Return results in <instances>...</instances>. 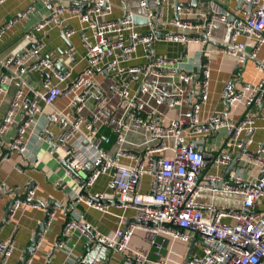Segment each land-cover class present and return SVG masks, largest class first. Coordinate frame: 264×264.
<instances>
[{
    "label": "built area",
    "instance_id": "obj_1",
    "mask_svg": "<svg viewBox=\"0 0 264 264\" xmlns=\"http://www.w3.org/2000/svg\"><path fill=\"white\" fill-rule=\"evenodd\" d=\"M4 0H0L2 3ZM254 3L253 15L237 18L230 22L227 11L219 12L213 8L209 10H193L188 7H174L176 18L163 22L161 20L162 6L173 3V0H140L139 6L146 18L149 33L141 35L132 31L129 35L122 34L123 30H132V10H126L123 18L105 21L111 13L112 5L109 0H90V6L84 10L79 7L64 6L60 0H33L27 10L19 18L0 27V42L6 33L20 18L36 13V4L43 7L40 21L29 30L23 39L28 40L19 54H9L0 59L4 72L0 73V105L7 99V109L0 119V142L12 128L16 135L10 145L0 151V162L8 159L17 152L21 156L27 151L26 137L36 125V117L46 108H52L60 98L67 100L64 110H54L49 115V122L61 132L60 146L69 160L68 175L79 183V192L75 201L83 203L99 211H107L104 194L91 193L97 181L108 176V188L114 192L120 208H132L136 211L138 220L159 224L153 227L154 234H165L181 242H189L192 234L199 233L204 242V255L201 258H191L187 264H264V215L257 210L258 203L264 198V142L259 145L258 152L248 149L252 143L254 133V118L245 117L238 122L231 121L230 110L239 103L247 107L261 105L264 107V78L256 84H241L240 87L232 83L225 85L222 98L229 111L217 112L203 120L200 117L202 104L209 101V87L211 70L209 64L200 62L198 70H182L178 62L173 59L155 58L150 54L156 40L189 44L196 42L205 48L201 54L204 59L211 43L223 48L237 63L245 62L248 43L254 47L251 54L257 69L264 71L263 65L255 58L257 52L264 47V0H246ZM128 7V6H127ZM69 12L87 24V30L92 34V40L84 36L87 43V66L74 80L68 81L76 66L67 72L60 71L59 61L54 55L43 53V42L37 34L46 33L51 27L60 24L61 16ZM169 26V32H161ZM224 27L225 39L216 43V29ZM167 34L157 39L156 33ZM115 34L114 36H112ZM70 35V33H68ZM246 39V40H245ZM139 46L149 51L148 62L144 66L123 67ZM114 52V58L105 62L108 54ZM72 57L73 54H70ZM246 56V57H247ZM206 58V57H205ZM250 58V59H251ZM207 63L209 60L207 58ZM193 64V66L195 67ZM204 68L200 77L201 69ZM41 71L48 74L41 84V90H35L26 82V76L32 72ZM72 72V73H71ZM104 74L114 77V90L122 102L129 106L127 119L117 121L113 114L101 105L104 94L95 89V76ZM117 76L124 78L116 80ZM139 81L138 92L131 89L133 81ZM199 80L200 89L191 90L187 94L185 87ZM169 84L173 92L167 94L161 85ZM142 95L154 99L157 105L166 103L168 106L182 105L187 99L195 95L197 102L192 108L173 118L168 124L158 117L149 119L144 116L145 104ZM98 104V113L87 117L84 110L88 108L90 100ZM106 118V124H115L114 132L119 145L116 153H111L103 147L110 144V139L99 136V123ZM21 121V122H19ZM225 130L228 146L232 153L224 155L219 150L214 155L212 168L221 169L229 165L225 157L235 155L238 150L239 163L247 164L258 171L255 179L244 180L233 171L228 174V182L223 185V192L241 195V206L236 210H219L211 204H202L199 197L202 192L211 190L212 182L220 184L223 173L208 174L203 182L199 176L204 168V155L195 148L197 140H188L186 134L192 135L202 132H216ZM147 134L144 148L141 152H131L123 148L129 134L142 132ZM144 134V135H145ZM41 139L52 143L54 136L41 134ZM224 151V150H223ZM171 153V154H168ZM213 156V155H212ZM231 156V157H232ZM125 158L133 164L122 162ZM85 164L92 167L91 174L80 180L77 173ZM18 173H23L20 166ZM149 178V190L143 191L142 184ZM56 186H61L57 182ZM19 187L15 188L12 200L10 218L15 212L23 208L41 209L42 204L36 202V189L28 191L27 195H19ZM55 212L50 214L47 224H51ZM83 216L73 215L67 221L61 232V237L55 246L46 254L51 260L57 250L70 249L74 246L75 233L90 243L110 251L122 254L137 228L136 225L118 227L114 232L104 235L96 228L82 221ZM234 219L233 224L226 223L225 218ZM80 232V234H79ZM43 238H39L36 249L42 246ZM156 254L160 255L162 246L153 242ZM15 251L13 240H0V264H8ZM18 264H34V258H28ZM79 264H86L85 261ZM124 264H147L144 256H132L124 259ZM155 264H168L165 259H159Z\"/></svg>",
    "mask_w": 264,
    "mask_h": 264
},
{
    "label": "crops",
    "instance_id": "obj_2",
    "mask_svg": "<svg viewBox=\"0 0 264 264\" xmlns=\"http://www.w3.org/2000/svg\"><path fill=\"white\" fill-rule=\"evenodd\" d=\"M112 9L104 20H118L124 17L126 10H132L135 15H144V11L139 6L140 0H109ZM181 3L190 4L192 0H178ZM244 4L238 3L236 0H199L193 10H209L211 8L223 12L227 11L229 18H245L248 16V3L246 0H241ZM176 0L161 7L162 12L161 20L163 22L170 21L176 18L174 10ZM64 6L79 7L81 9H88L90 0H60ZM33 4V0H4L0 3V27L10 23L12 20L19 18L28 7ZM128 6V7H127ZM43 7L40 3L36 4V13L29 15L15 23L12 28L6 33L3 40L0 42V59L8 56L9 54H19L27 46L28 40L23 39V36L31 30L41 19ZM172 28L166 26L161 32H169ZM135 31L141 35L149 33L147 26H135L132 30H123L122 34L129 35ZM160 32V33H161ZM70 33V35H68ZM92 40V34L87 30V24L82 23L78 17L72 16L69 12H65L61 16L60 24L51 27L46 33L37 34L43 42V53L46 55H54V59H58V68L60 71L67 72L70 67L76 66L68 81H73L74 78L85 69L87 66V43L84 41V36ZM113 34L112 36H114ZM216 43L225 39L224 27L219 26L215 32ZM64 36V37H63ZM246 40V39H245ZM220 44V43H219ZM217 45V44H216ZM214 43L208 45L211 52H207L204 64H209L211 70V80L209 87V101L202 104L200 117L205 120L210 115L229 111L226 106L222 94L226 84L232 83L236 87L241 84H256L260 79L264 78V71L260 72L257 69L256 62L247 56L254 52V47L248 43V48L245 56L244 63H237L236 59L230 56L223 48V46H216ZM206 47L196 42H189V44H181L178 42H168L166 40H156L152 45L150 54L155 58L173 59L178 62L179 68L182 70L196 69L200 65L201 54ZM186 50V51H185ZM187 52L184 53L183 52ZM70 54H73L71 57ZM149 51L143 46H139L137 51L129 57L125 62L121 63L123 67L144 66L147 64ZM114 58V52L105 58L108 62ZM264 67V47H262L255 58ZM195 65V67L193 66ZM4 69L0 65V73ZM48 74L36 71L26 76L27 84L35 90H41L42 82L47 78ZM117 76L116 80H123ZM95 89L100 90L104 94V100L99 105L103 110L109 114L115 115L117 121L127 119L130 113L129 106H127L114 90V77L106 76L104 74H97L95 76ZM139 81L135 80L131 84L132 92H138L140 87ZM162 90L167 94L173 92L172 87L164 83L161 85ZM187 94L191 90L200 89L199 81L185 87ZM197 97V96H196ZM195 95L192 99H187L182 105L168 106L166 103L157 105L153 98L148 95H142L141 99L144 101L145 109L143 115L149 119L158 117L166 124L173 118L185 114L189 111L193 104L197 102ZM9 98V97H8ZM0 105V119L6 112L7 99ZM67 106V100L60 98L52 108H46L42 114L36 117L37 122L32 130L29 131L27 141V151L24 156L14 152L10 157L0 162V240L15 242V251L11 256L8 264H18L21 262L26 254L28 248L32 245L33 238L38 234L42 223L47 216V207L54 206L52 212L55 216L51 224H46L45 231L42 235L43 243L39 249H36L29 258H34V264H79V259L85 252L84 248L87 243L92 244L79 237L77 233L73 236L74 246L70 249L57 250L51 260L46 259V254L52 249L61 237V232L64 225L69 221L72 216H83L82 221L86 224L96 228L102 234L107 235L114 232L118 227H125L127 224L136 225L137 228L134 235L127 247V250L118 254L110 252L102 247H97L96 244L86 254V264H124L126 257L144 256L147 258V264H155L159 259H165L168 264H187L191 258H201L204 255V242L200 235L192 234V239L185 243L175 240L165 234L156 235L152 231L151 226L141 225L137 223L136 211L132 208L118 207V201L113 191H111L107 184L109 182L108 176L101 177L95 186L91 189V193H101L105 195L106 203L109 204L107 211H99L93 209L83 203L75 201V195L79 192V183L68 175L69 160L66 158L65 151L60 146L61 132L58 128L54 127L49 122V115L54 110H64ZM98 104L91 99L88 108L84 110L87 117L92 116V113H98ZM262 107V108H260ZM245 117L254 118V133L252 135V143L248 149L258 152L259 145L264 142V107L261 105L254 107H247L243 102L237 104L230 110L231 121L238 122ZM108 119L101 118L99 123V136L110 139V144H104L103 147L111 153L118 151L119 145L116 141L114 132L115 124H106ZM21 122V121H19ZM16 127L12 128L5 136L3 142H0V151L4 147H8L16 135ZM47 133L53 135L52 143H47L41 139V134ZM144 131L129 134L123 148L132 150L131 152H141L144 148L146 141V134ZM188 140H197L199 144H203L204 152L207 154L215 155L216 152L222 150V154H228L227 141L228 137L225 130L216 132H202L195 135L190 133L186 134ZM202 148V147H200ZM224 150V151H223ZM171 154V153H168ZM233 157V156H232ZM231 157V158H232ZM122 162L126 165L133 163L125 158ZM229 165L227 167L230 166ZM20 166L23 173H18L16 168ZM227 167L221 169L203 168L199 176V182L205 180L208 174H216L224 171ZM92 167L90 164H85L83 169L77 173L80 180H85L91 174ZM204 171V172H203ZM237 176L250 181L255 179L258 174L255 168L247 164L239 165L232 170ZM149 178H145L142 184V190H149ZM57 182H61V186H56ZM228 182V178H227ZM223 185L213 187L211 190L202 192L199 197V202L202 204H211L219 210H236L241 206V195L227 194L223 192ZM19 187V195L25 196L31 189H36L35 200L42 204L41 209L23 208L15 212L14 217L7 216L12 200L15 197V188ZM258 212L264 215V198L258 203ZM7 216V219H6ZM224 221L233 224V218H225ZM80 234V232H79ZM41 237V236H40ZM162 246L160 255L156 254V248L153 244L155 242Z\"/></svg>",
    "mask_w": 264,
    "mask_h": 264
},
{
    "label": "water",
    "instance_id": "obj_3",
    "mask_svg": "<svg viewBox=\"0 0 264 264\" xmlns=\"http://www.w3.org/2000/svg\"><path fill=\"white\" fill-rule=\"evenodd\" d=\"M159 1V0H158ZM236 1H238V3H241V4H244V2L243 1H241V0H236ZM198 2H199V0H192V3H188V4H185V3H181V2H179L178 0H176V2H175V7H179V6H181V7H188V8H191V7H193V8H195L196 6H197V4H198ZM247 4V7H248V16H252L253 15V7H254V3H246ZM132 21H133V24L135 25V26H146L147 24H148V21H147V19L146 18H143V17H140V16H134L133 18H132ZM233 21V18H231L230 19V22H232ZM165 35H167V34H162V33H156V36H157V39H159V38H161V37H163V36H165ZM64 37V36H63ZM186 51V50H185ZM183 52V55H184V53H187V52ZM205 61L206 60H204L203 59V63H205ZM203 70H204V68H202L201 69V72H200V77L202 76V72H203ZM199 81V80H198ZM197 82V81H196ZM195 82V83H196ZM260 108H262V107H260ZM200 147H202V148H200ZM263 147H264V144H263ZM195 148L198 150V151H200L201 153H203V155H204V168L205 169H208V168H210V166H211V163H212V161L214 160V156H212L211 154H207L206 152H204V148H203V144H199V141L198 142H196L195 143ZM232 151H233V148L232 147H230L229 148V153L231 154L232 153ZM241 152V150H238L237 152H236V154L235 155H233V157L231 158V156L232 155H230L229 157L228 156H226L225 158L227 159V160H229V162H231L230 163V166L229 167H227L226 169H225V171H224V175H223V180H222V182H221V185L222 184H226V183H229V182H227V178H228V174L233 170V168L234 167H236L237 165H238V163H239V161H238V159H239V153ZM204 172V171H203ZM213 187H217L218 185H220V184H215V183H213L212 182V184H211ZM55 205H57V204H53V205H51V206H49V207H47L46 209H47V216H46V218H45V220H44V222L42 223V225H41V228H40V230H39V232H38V234L33 238V240H32V245L28 248V250L26 251V254H25V257H24V259L22 260V263L23 262H25L33 253H34V251H36V244H37V242H38V240H39V238H40V236H42L43 235V233H44V231H45V228H46V224H47V221H48V219H49V217H50V214H51V211L53 210V208H54V206ZM12 211V208H11V205H10V207H9V209L7 210V216H8V214H10V212ZM7 216H6V219H7ZM137 221V223H139V224H141V225H146V226H151V227H157V226H159V224H157V223H153V222H145V221H142V220H136ZM127 226H129V224H127ZM127 226H125V227H127ZM196 236L197 235H199V233H196L195 234ZM93 243L92 244H89V243H87L86 244V246H85V248H84V253L82 254V256L80 257V259H79V263L80 262H82V261H85V263H86V254L90 251V249L93 247ZM99 245H97V247H98ZM99 248H100V246H99Z\"/></svg>",
    "mask_w": 264,
    "mask_h": 264
}]
</instances>
